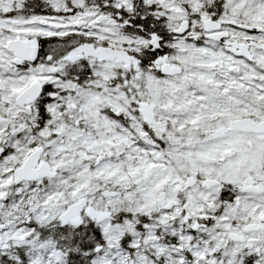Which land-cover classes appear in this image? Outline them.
Instances as JSON below:
<instances>
[{"label":"snow or ice","instance_id":"1","mask_svg":"<svg viewBox=\"0 0 264 264\" xmlns=\"http://www.w3.org/2000/svg\"><path fill=\"white\" fill-rule=\"evenodd\" d=\"M0 264H264V0H0Z\"/></svg>","mask_w":264,"mask_h":264}]
</instances>
